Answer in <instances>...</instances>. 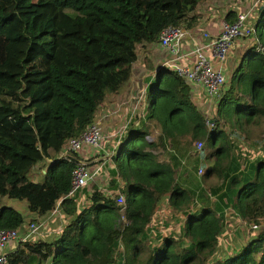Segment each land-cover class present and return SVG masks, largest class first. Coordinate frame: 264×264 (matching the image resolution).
Returning a JSON list of instances; mask_svg holds the SVG:
<instances>
[{
  "label": "trees",
  "instance_id": "16d2710c",
  "mask_svg": "<svg viewBox=\"0 0 264 264\" xmlns=\"http://www.w3.org/2000/svg\"><path fill=\"white\" fill-rule=\"evenodd\" d=\"M201 1L0 0V229L25 222L5 198L27 202L28 223L55 207L63 214L54 235L39 226L37 238L8 252V264H264V230L248 226L264 222V55L252 48L211 130L189 85L159 68L153 98L109 169L111 188L123 182L126 223L97 187L68 195L75 164L56 159L127 84L137 45L157 42L165 26L190 27ZM255 25L264 43V5ZM175 140L212 149L195 159L201 175L198 164L192 174L180 165L191 149L177 153L168 146ZM233 225L237 243L222 250Z\"/></svg>",
  "mask_w": 264,
  "mask_h": 264
},
{
  "label": "built area",
  "instance_id": "2783aa9c",
  "mask_svg": "<svg viewBox=\"0 0 264 264\" xmlns=\"http://www.w3.org/2000/svg\"><path fill=\"white\" fill-rule=\"evenodd\" d=\"M263 5L264 3L256 2L239 12L232 20L222 18L217 33L195 32L184 25H168L159 33L157 44L166 52V59L155 68L153 75L155 76L159 68L166 67L188 84L190 91L198 87L200 91L197 92V97L199 96V102L203 101L205 104L200 109L208 130L214 127L216 109L225 93L224 86L227 78L223 70V62L235 41L245 39L250 48L264 55V43L261 42L255 25L258 10ZM146 88L144 87L139 94L132 114L115 132L109 134L114 139L111 148L105 145L106 135L102 124L94 120L80 135L68 139L56 158L75 164L71 171V186L68 195H73L88 185L97 187L117 208L118 219L123 223H126L127 203L125 195L120 191L122 180L117 177L116 187L111 188L112 177L109 175V169L114 168L112 156L120 141L125 137L133 119L135 116H143ZM147 139L152 140L150 136H147ZM203 146V141L194 142L193 149L188 151L185 157H181L180 165L185 166L186 157L191 153L198 154L196 155L198 157ZM202 172L203 169L199 166L197 175H201ZM57 215L61 217V212L58 207H55L47 219ZM241 224L247 225L246 221H242ZM39 226V224L28 223L26 230L0 229V264H8V245L14 243L18 246L31 235L37 238ZM248 226L253 231L264 230V222L249 223Z\"/></svg>",
  "mask_w": 264,
  "mask_h": 264
},
{
  "label": "crops",
  "instance_id": "0c3cea01",
  "mask_svg": "<svg viewBox=\"0 0 264 264\" xmlns=\"http://www.w3.org/2000/svg\"><path fill=\"white\" fill-rule=\"evenodd\" d=\"M262 1L263 0H229L227 4L228 6L226 5V7L222 9L221 5L224 3L222 2V0H203L199 4H197L196 8L192 12L188 14V17L190 18L189 22H191V25L188 28L195 32L208 31L210 33H217L218 26L222 18L228 19L230 18V16H234L235 18L239 12H242L256 2L262 3ZM241 40H243L242 42L245 50L243 51L244 54L250 47L248 46V43L245 39ZM239 43L240 41L234 43L233 46H235V49L238 48L236 46ZM183 46L185 47L186 43ZM136 51L137 59L132 64V75L126 86L118 94H109L107 96L104 107L98 110L96 113L95 120L99 121L102 124L103 129L106 132L111 129L117 130L120 125L132 114L134 104L137 102L139 94L142 92L144 87H147V90L155 78V76L153 75V71L158 65L161 64L164 59H166V52L157 44V42L149 44H138ZM224 90L226 92L227 89ZM199 91L200 89L197 87L195 88V90L191 89L190 93L192 96V100L197 103L198 107L203 108L205 105L204 102H199V96L197 97V92ZM144 106H146V104H144ZM134 121L135 118L132 122L134 123ZM169 150L171 149H169L168 147L167 152L171 153ZM186 154L187 152L183 156L185 157ZM190 158H192L190 155L186 157V163L184 167L189 168L188 161ZM122 183L123 182H121V184ZM90 190H92V185H88L86 187L87 192H89ZM23 201L24 206L26 207V212H22L23 215L27 217V220L23 224L24 230L27 227L28 220L31 219L30 216L33 215V213H31L27 209V202L25 200L18 201L8 198L4 199V203L6 205L17 209H19L20 207L19 203ZM40 220L41 221L39 225L43 226L41 227V230L44 231L46 229H49L48 231L44 232L47 235H54V230L57 229L58 225L62 224L63 214H61V217L57 215L53 216L51 219H47V217L45 216H40ZM14 247L15 244L11 243L10 245H8L7 251H12Z\"/></svg>",
  "mask_w": 264,
  "mask_h": 264
},
{
  "label": "rangeland",
  "instance_id": "374dc122",
  "mask_svg": "<svg viewBox=\"0 0 264 264\" xmlns=\"http://www.w3.org/2000/svg\"><path fill=\"white\" fill-rule=\"evenodd\" d=\"M222 2H224L222 5H221V8L223 9V8H225L226 7V5L228 4V2H229V0H222ZM262 3H264V0L262 1ZM228 6V5H227ZM238 41H240V43L236 46V47H238L237 49H235L234 47L235 46H232V48L230 49V51H229V53L227 54V56H226V59H225V61L223 62V70H224V72H225V74H226V85L224 86V89H227L226 91H228L230 88H231V85H232V72H233V70L236 68V66L238 65V62L241 60V56H242V54H243V51H245L244 50V45H243V40H241V39H237L235 42L237 43ZM167 76V75H166ZM155 85H156V80H153L152 81V84H151V86L149 87V90H147L148 92H146V94H145V97H144V104H146V106H148V104H149V102H151V100H152V89L155 87ZM126 86V84L123 86V88ZM226 93V92H225ZM197 104V103H196ZM146 106H145V108H146ZM197 107H198V105H197ZM198 109L201 111V109L198 107ZM213 112V111H212ZM216 114V113H215ZM212 115H214V113L212 114ZM224 129H226V131H228L227 129H228V127H225ZM109 130V129H108ZM116 130L115 129H111V130H109L108 132H106L105 131V135H106V139H105V145H107V146H109L110 144H112V141L114 140L113 139V137H110L109 136V134H111V133H113V132H115ZM152 139H153V135H151L150 136ZM193 143L194 142H192L191 144H188V143H186L185 142V144L182 146V148H178V145H180V142L178 141V140H175V142L173 143H171V141L169 142V147H171V148H173L177 153H179V154H182V152L187 148V147H189V148H187V149H193ZM158 149H156L155 151H157ZM206 152V153H211V152H213L212 151V149H207L205 146L203 147V150H202V152ZM194 154V155H193ZM196 155H198V154H195V153H191V157L192 158H190L189 159V161H188V166H189V168H187V170L188 171H190V170H192V167L195 165V164H198V166H199V163H198V161L196 160L195 161V159H197V156ZM168 156V154H161V158L162 159H166V157ZM192 159H193V161H192ZM186 163V162H185ZM191 172V171H190ZM189 172V173H190ZM191 174H192V172H191ZM36 178V177H35ZM189 183H191L192 185H193V183H194V178L193 177H191L190 178V182ZM18 201H21V200H18ZM19 209H20V211L22 212H26L25 211V209H26V207L24 206V201L23 202H20L19 203ZM22 212V213H23ZM27 220V217H25V221ZM27 225H28V222H27ZM234 226L235 225H233V226H231L230 228H227L226 230H227V232L223 235V236H221V241H220V246H221V249L222 250H226V251H230L231 250V248L232 247H234L235 246V244L237 243V240H236V233L237 232H234ZM256 233H258L257 231H255ZM245 233H247V232H245ZM250 233L251 234H255L254 232H248L247 233V235L249 234L250 235ZM247 237L248 236H246V237H242L241 239H240V241H242V243H244L245 242V240L247 239ZM233 239V240H232Z\"/></svg>",
  "mask_w": 264,
  "mask_h": 264
}]
</instances>
